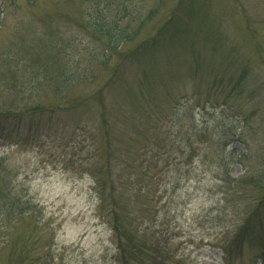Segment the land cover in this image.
<instances>
[{
    "label": "rangeland",
    "instance_id": "374dc122",
    "mask_svg": "<svg viewBox=\"0 0 264 264\" xmlns=\"http://www.w3.org/2000/svg\"><path fill=\"white\" fill-rule=\"evenodd\" d=\"M128 1L141 16L154 12L121 52L151 35L172 7L187 17L190 0ZM83 9V0H0V109L11 105L15 84L35 72L54 75L55 66L49 64L53 44L64 54H83L77 70L86 69L93 78L68 90L105 97L110 157L121 154L133 163L141 147L160 148L154 156L151 150L144 154L143 165L155 182L145 176L143 193L132 196L135 207L130 210L145 230L135 241L153 245L126 252V264L155 258L161 260L156 264H264V0H205L194 18L180 22L175 40L162 42L145 60L118 68L109 83L111 67L90 61L88 52L100 56L102 46L83 27ZM190 49L199 55L197 64ZM119 59L115 53L109 64ZM215 80L219 86L212 87ZM193 91L197 99L189 98ZM191 108L195 124L210 133L186 160L188 136L177 131L191 130ZM102 109L91 100L74 112L43 114L31 123L39 132L22 145L0 143V153L5 150L22 164L19 183L36 192L55 227L52 253L62 264H120L107 222L97 211L93 172L107 157ZM165 128L170 140L163 146ZM219 138L227 145L205 153L206 145ZM155 162L163 167L152 168ZM29 232L25 221L13 225L0 264H12L13 258L50 240L45 233L32 248L33 241L26 242Z\"/></svg>",
    "mask_w": 264,
    "mask_h": 264
},
{
    "label": "trees",
    "instance_id": "16d2710c",
    "mask_svg": "<svg viewBox=\"0 0 264 264\" xmlns=\"http://www.w3.org/2000/svg\"><path fill=\"white\" fill-rule=\"evenodd\" d=\"M161 1L159 0V2ZM83 4L82 16L85 24L83 27L102 46L100 56L89 54V52L88 55L93 64L103 68L111 67V75L107 78L109 83L118 68L128 65L131 61L137 62L140 58L145 60L147 56L154 54V51L160 47L162 42L175 40L181 27L180 22L194 18L196 13L204 8L205 0H200L201 7H199L198 0H190L185 10V16L187 17L179 16L176 12V6L172 7L168 17L158 25L151 35L139 40L134 46L123 52H121L120 47L129 45L137 39L145 24L152 19L154 11L147 10L142 12L144 16H141V11L131 7L128 0H83ZM182 37L183 34L177 38L178 45L183 43ZM62 49L57 44L50 47L53 58L49 64L55 66L54 75L45 74L41 76V73L36 74L35 72L33 75L28 76L24 83L15 84L13 100L10 101L11 105L0 109V143L7 145V148L11 144L22 145L24 140L30 138L31 134L39 132L31 126V123L39 116L43 114L52 116L57 112L61 113L67 110L74 112L78 108L82 109L88 101L97 100L103 108L100 123L105 125L103 132L107 142V157L106 155L104 157L105 165H101L102 167L99 170L93 172L98 187L97 211L107 222L110 229V238L114 244L115 253L118 255L117 260L120 264H126L127 260L124 258L126 252L130 253L150 248L153 245L144 241H135V237L138 236L139 232L145 230L140 227L143 220H139L136 214L134 215L130 210L131 207H135V200L132 196L143 193L145 176L149 175L150 181L155 182L153 175L150 174L152 171L148 174L146 166L143 165L144 154L151 150L154 156L160 148H154L153 146L141 147L138 154H136L137 156L140 155V158L133 163L123 159L124 155L121 154L118 158L110 157L112 139L108 125L109 120L104 115L106 110L105 97L100 92L98 95L97 93L74 95L68 90L71 84L74 85L76 82L90 83L93 74H87L88 70L86 69H83L81 73L78 72L77 67L84 60L83 54L76 56L69 51L64 54ZM190 50H188L190 57L195 58L197 64L199 55L193 49ZM115 53L120 54V59L110 65L109 62ZM190 69L191 66H189ZM245 70L246 68H243V71ZM243 74L245 75L244 72ZM237 81H240V77L237 78ZM215 83L219 86V82L215 80L212 87H216ZM45 86H49V89H46ZM197 93L198 91H193L189 98L197 99ZM180 111V106L176 107L175 116L177 119H180ZM187 117L192 125L191 130L188 132L187 130L177 131V134L189 137H186V144L188 145L186 160H190L198 153V141L209 138L210 132L207 126L195 124L192 108L188 110ZM193 125L196 127H193ZM163 131H165L164 138H162L163 146H166L169 144L170 136L166 128ZM221 145L225 146L227 143L221 141L220 138L217 143L211 140L206 145L207 151L205 150V153L210 148L217 149ZM98 154L101 158L102 152H98ZM21 165L20 162H13L9 152L3 150L0 153V257L5 247L11 243L13 225L25 221L30 230L28 236H26V242L33 241L30 244V246L33 245L32 248L35 246V240L45 233L50 234V240L46 244L39 243L40 246H36V250H28L27 254L21 259L13 258L12 264H62L61 260L52 253L55 227L50 226L49 218L45 217L43 207L35 196L36 192L30 191L24 184H20L17 179L16 175ZM153 167L158 169L163 166L155 162ZM129 168L131 169L129 170ZM154 174L156 175L155 172ZM248 225L249 219L246 220L244 227L247 228ZM31 233H33L32 236ZM238 235L235 236L237 238L242 237ZM160 262V259L155 258L153 263ZM140 263L153 264L145 260H140Z\"/></svg>",
    "mask_w": 264,
    "mask_h": 264
}]
</instances>
